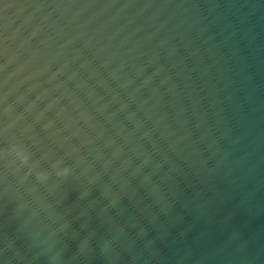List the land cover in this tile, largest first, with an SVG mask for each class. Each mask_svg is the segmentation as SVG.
Instances as JSON below:
<instances>
[{
	"label": "water",
	"instance_id": "1",
	"mask_svg": "<svg viewBox=\"0 0 264 264\" xmlns=\"http://www.w3.org/2000/svg\"><path fill=\"white\" fill-rule=\"evenodd\" d=\"M0 264H264V0H0Z\"/></svg>",
	"mask_w": 264,
	"mask_h": 264
}]
</instances>
